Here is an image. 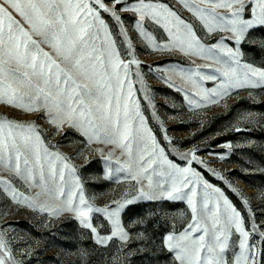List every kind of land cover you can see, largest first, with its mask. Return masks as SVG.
Here are the masks:
<instances>
[{
    "label": "snow or ice",
    "instance_id": "obj_1",
    "mask_svg": "<svg viewBox=\"0 0 264 264\" xmlns=\"http://www.w3.org/2000/svg\"><path fill=\"white\" fill-rule=\"evenodd\" d=\"M177 2L214 42L206 43L191 21L162 0H0V105L43 119L55 129L53 136L65 128L75 130L90 153L105 162L106 179L132 185L119 198L97 206L86 196L71 157L45 140L35 120L0 117V195L49 217L71 214L101 247L118 239L121 246L112 264H124V248L131 240L122 211L142 201H183L190 215L181 213L180 227L174 223L161 242L170 264H264V222L257 223L249 198L238 208L195 167L223 179L198 156L199 149L181 151L172 143L133 43L135 36L146 49L191 59L193 67L148 66L182 94L190 111L199 115L209 106L227 107L224 102L236 91L264 89V68L242 62L240 49L250 30L264 27V0ZM155 30L162 34L158 37ZM217 33L228 35L216 38ZM208 82L213 86L206 87ZM137 91L160 123L166 145L150 127ZM241 120L257 122L253 113ZM234 130L244 129L237 125ZM259 199L264 205V193ZM95 213L110 226L107 234L94 225ZM7 237L0 228V264H22Z\"/></svg>",
    "mask_w": 264,
    "mask_h": 264
},
{
    "label": "rangeland",
    "instance_id": "obj_2",
    "mask_svg": "<svg viewBox=\"0 0 264 264\" xmlns=\"http://www.w3.org/2000/svg\"><path fill=\"white\" fill-rule=\"evenodd\" d=\"M162 2L191 21L206 43L214 42L215 38L207 36L200 24L177 0ZM126 23L130 24L131 20L126 18ZM148 27L153 30L151 24ZM155 34L159 37L162 30H155ZM221 35L228 34L217 33L216 38ZM225 42L233 48L236 47L231 40ZM133 43L136 55L141 61V72L155 104V111L163 121L172 143L181 151L193 147L199 149L198 156L207 162L208 167L219 172L223 179L206 172L200 165L195 167L211 183L220 187L238 208L244 207L243 198H249L257 223L264 222V214L261 213L264 205L259 199V195L264 193V89L236 91L224 102L227 107L223 104L209 106L199 110L197 115L189 110L182 94L169 88L157 78L159 73L149 71L148 67L155 68L157 65L170 67L177 64L193 67L191 59L178 52L161 53L146 49L135 36ZM240 49L242 62L264 68V27L250 30ZM196 63L204 61L197 59ZM176 82L180 83L179 80ZM212 86L211 82L206 83V87ZM134 87L139 90L140 85L137 83ZM249 92L252 93L251 98ZM137 98L141 101L142 111L148 118L150 127L154 129L162 144L166 145L167 141L163 139L160 123L152 117V109L144 99L143 93L137 91ZM247 113H253L257 122L241 120ZM0 117L21 121L35 120L41 127L45 140L71 157V162L76 166L77 174L83 182L86 196L94 198L97 206L103 207L113 198H119L125 189L132 187L127 183L117 184L114 177L106 179L105 162L98 154L90 153V150L81 143L83 138L75 130L65 128L53 136L55 129L47 125L43 119L4 105H0ZM237 125L244 130L235 131ZM227 143H231L232 147H225ZM80 152H83V155H80ZM210 153L220 154L225 158L220 159L218 155ZM176 162L183 163L178 159ZM233 188L237 192L232 191ZM181 213H189L187 204L183 201H142L122 211V223L131 237L124 248L125 255L122 257L124 264H170L171 256L163 250L161 242L163 236L172 230L174 223L177 228L180 227ZM245 217L246 219L249 217L247 212ZM139 218L145 219L146 222L135 223ZM93 223L102 235L110 230L102 214H93ZM0 228L7 230L13 255L21 260L22 264H112V257L118 254L121 246L118 239L110 242L107 248L95 244L90 230L84 229L71 214L49 217L38 210L32 211L27 207L18 206L3 195H0ZM139 233H143L145 238L137 239ZM256 239L254 237L253 242ZM25 252L28 254H23Z\"/></svg>",
    "mask_w": 264,
    "mask_h": 264
}]
</instances>
